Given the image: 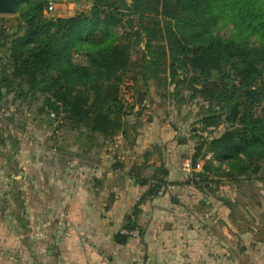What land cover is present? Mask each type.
Here are the masks:
<instances>
[{"label":"trees","instance_id":"obj_1","mask_svg":"<svg viewBox=\"0 0 264 264\" xmlns=\"http://www.w3.org/2000/svg\"><path fill=\"white\" fill-rule=\"evenodd\" d=\"M49 2L18 0L15 12L20 14L19 19L0 20V38L9 39L10 44V71L3 69L0 74V98L2 88H11L14 83L18 88L26 86L28 92L21 91L19 97L46 96L40 112H59L62 108L71 127L85 129L90 137L99 134L108 140L125 130V118L136 107H145L146 96L151 94V80L157 82L159 90L166 89L161 86L168 81L169 89L171 83L179 80V70L188 75L198 72L199 82L189 85L197 98L209 104L210 114L202 120L203 126L206 130L212 126L217 129L216 133L209 132L214 135L212 138L197 140L191 159L193 167L206 155H212L198 179H211L217 169H223L221 178L234 184L261 175L264 0H94L89 12L46 19L44 11ZM23 3L25 7H19ZM221 17L234 25L227 37L216 33ZM20 21L25 23L22 35H18L20 25L17 30L12 29L13 33L6 30V26L14 27ZM148 21L163 23L167 49L145 58V72L130 77L128 86L133 89L139 79L143 81L146 91L140 90L139 94L143 103H126L120 97L122 85L131 69L140 66L137 50L142 47L144 35L147 34L145 42L149 46L148 35L156 32L147 29ZM175 25H182L187 32H178ZM117 28L124 33L117 32ZM75 54L82 56L83 63L75 62ZM163 66L167 68L162 69ZM231 105L234 108L227 115L226 108ZM259 106L262 116L257 117L255 109ZM222 115L230 124L224 131L223 125H217ZM134 172L138 173L139 168L135 167L131 174ZM140 181L147 184L145 179ZM258 181L264 179L260 177ZM151 190L146 196L151 195ZM226 202L235 206L231 200ZM139 206H135L133 216H138ZM131 219L127 218V230L138 227ZM129 238L119 233L115 240L124 245Z\"/></svg>","mask_w":264,"mask_h":264},{"label":"crops","instance_id":"obj_2","mask_svg":"<svg viewBox=\"0 0 264 264\" xmlns=\"http://www.w3.org/2000/svg\"><path fill=\"white\" fill-rule=\"evenodd\" d=\"M50 1L59 17L73 16L70 0ZM156 83L152 95L161 92ZM197 104L146 101L125 118L123 132L102 144L68 122L21 121V108L3 121L9 111L0 106V264H181L178 257L195 255V247L176 246L180 237L168 221L184 216L185 207L193 217L201 198L192 179L200 172L185 168L199 139L187 124L203 127L205 117ZM211 159L206 155L204 164ZM150 174L165 177V195L146 196L150 183L139 179ZM210 202L201 204L207 209ZM128 217L136 229H125ZM124 231L138 235L117 244Z\"/></svg>","mask_w":264,"mask_h":264},{"label":"rangeland","instance_id":"obj_3","mask_svg":"<svg viewBox=\"0 0 264 264\" xmlns=\"http://www.w3.org/2000/svg\"><path fill=\"white\" fill-rule=\"evenodd\" d=\"M70 1L71 3H74L73 8L69 11V14L72 15L89 12L94 4V0ZM50 2L54 3V1ZM19 7L23 8L25 7V4H20ZM59 14L60 11L57 9H55L52 13H47L46 9L44 11L46 19L58 18ZM19 17L20 14L17 12L14 14H0V20H16L19 19ZM127 19L129 20L131 18ZM148 22L149 23L146 25L147 29H154L156 32L155 35H148L149 39H151V41H149V46L145 42L147 34L144 35L145 40L143 41L142 47H139L137 50L141 61L139 63L140 66L131 69L122 85L120 97L126 103H143V101H140L139 94L141 93L140 90H142V93L145 92L146 87L141 79H139L138 85H136L134 89L132 86H128L131 80L130 77L145 72L148 67L146 64L147 60L145 58L149 59V56H152L154 53H162L167 49V43L164 38L165 30L162 27L163 23L152 24L151 21ZM18 25H20L18 35H22L25 30V23L22 21H20V23L15 22L14 27L13 25L6 26V30L13 33L12 29L17 30ZM127 27L129 26L127 25ZM233 28L234 25L231 21L227 20L225 17H221L220 22L217 25L216 33L227 37L231 34ZM175 29L180 33L187 32L182 25H175ZM116 31L124 33V30L121 28H117ZM128 37L131 38L130 36ZM252 39H254V37H252ZM8 42L9 39L2 40L0 38V74L3 69H7L8 72L10 71L8 67L10 44ZM257 42L258 41H256V43ZM161 55L159 54L158 57L163 61ZM136 57L137 54L134 53V61L136 60ZM74 60L77 63H83V58L79 54L74 55ZM164 67L167 68V66H163L162 69ZM177 74L180 78L175 81V83L170 84L172 91L170 92L168 90V81L166 84L165 81L162 82L163 84L161 88H166L165 91H162L161 89V92H156L157 95L149 93L145 99L147 101V105L158 103L166 106L168 104H173L183 107H191L193 101L198 100L196 107L198 114L203 116L209 115V104L197 98V93L193 91L189 85L192 81L196 83L199 82L198 72H193L188 75L187 72L179 70ZM131 90H133V92ZM21 91L27 93L28 88L26 86L18 88L16 83H14L11 88H2L0 106L6 107L9 111V113L7 111L4 112V115L1 118L3 121L12 120L13 114L16 113L15 111L21 108L23 109V117L20 119L21 121L35 119L36 117L37 119L44 118L43 120L68 122L67 115L62 108H60L59 112L49 109L40 112V109L43 108V105H45L46 96L38 94L34 97L31 96V94H28V97L25 98V94L23 97H19ZM28 107H31V109L28 110ZM141 109L143 108L136 107V112L131 115H136V113ZM261 110L262 106L255 109V115L257 117L262 116ZM190 112L191 111L188 109L185 112L187 117H189L188 115ZM185 122H190V119L185 120ZM219 124L223 125L221 127V131L226 130L230 126L229 123L225 122V116L223 115L220 117V121L217 125ZM187 125L190 129L189 134L195 133L193 135L196 137L210 139L214 136L209 133L204 126L196 128L193 123H188ZM71 128L79 131L83 130L84 133L87 134V137L92 136L83 128ZM94 136L96 141L100 144L105 143L107 140L99 134ZM202 171L198 174H201ZM192 173V179L196 182V185L199 187L201 193V198H199L195 204V213L193 216L195 218L193 219L191 216V210L187 211V208L185 207L184 212L186 213H184V216L179 217V219L171 218V221H168V223H170V228H172L175 232H178L175 233V235L180 237V240L176 245L177 247L184 249L195 247V255L184 254L178 257V260L183 261L181 264H264V182L258 181L260 177L264 179V167L260 176H251L250 180H246V178H244V180H240V183L238 182L235 184L226 178L220 177L223 174V169L213 171L212 173L214 174L210 175L212 178H207L206 181H201V179H198L197 173ZM164 178L165 177L153 178V175L150 174L148 177L145 176L144 178H140L139 181L141 179H145L147 183H150L149 190L152 189L151 196L161 197L167 193V190H162V187L167 183L163 180ZM207 184L211 190L206 187ZM153 185H156V187L152 188ZM175 199L176 198L173 199L171 204H175L177 201H175ZM203 199H206L207 202L208 200L211 201L209 206L206 205L208 207L207 209H205L206 207H203L201 204ZM230 200L235 203L234 207H230L226 202ZM137 235L138 233L136 231V235L133 236ZM172 246L176 247L175 243Z\"/></svg>","mask_w":264,"mask_h":264},{"label":"built area","instance_id":"obj_4","mask_svg":"<svg viewBox=\"0 0 264 264\" xmlns=\"http://www.w3.org/2000/svg\"><path fill=\"white\" fill-rule=\"evenodd\" d=\"M55 9H56L55 3L49 2V6L46 9L47 13H52L53 11H55ZM196 87L197 88H200L199 86H196ZM207 130H208V132H211V133H216L217 132L216 127H213V126L212 127H208ZM204 163H205L204 160H200L198 162L197 166L194 168V167H192V161L191 160H188V161L185 162V168H187L188 170H191V171H198V172H200L204 168V165H205ZM164 189H165V187L163 186L162 187V190H164ZM124 233L126 235H136V233H130V232H126V231H124Z\"/></svg>","mask_w":264,"mask_h":264},{"label":"water","instance_id":"obj_5","mask_svg":"<svg viewBox=\"0 0 264 264\" xmlns=\"http://www.w3.org/2000/svg\"><path fill=\"white\" fill-rule=\"evenodd\" d=\"M18 0H0V14H14L15 13V5L17 3ZM234 105H231L230 107H228L227 109V115H230L232 113V109H233ZM207 178L204 177L203 181H206ZM206 187L211 190L209 188V185L207 184Z\"/></svg>","mask_w":264,"mask_h":264}]
</instances>
